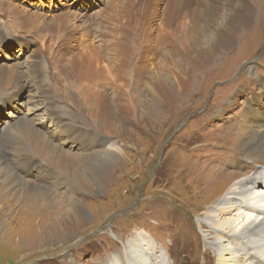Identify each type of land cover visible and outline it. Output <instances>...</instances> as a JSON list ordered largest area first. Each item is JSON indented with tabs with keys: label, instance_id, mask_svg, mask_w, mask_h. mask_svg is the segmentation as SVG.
I'll use <instances>...</instances> for the list:
<instances>
[{
	"label": "rangeland",
	"instance_id": "374dc122",
	"mask_svg": "<svg viewBox=\"0 0 264 264\" xmlns=\"http://www.w3.org/2000/svg\"><path fill=\"white\" fill-rule=\"evenodd\" d=\"M3 1L5 0H0V20L1 23L8 21L6 25H11L13 21L10 13L13 7L19 11L36 12L44 17H51L50 19L87 13L83 23L90 24L95 20L91 31L95 37L102 38L104 52L118 48L127 35L137 37L138 46L145 42L147 35H157L162 26L154 16L163 18L165 10L164 3L154 0H147L146 7L139 6L136 0ZM149 1L152 2L151 6ZM251 4L255 8H262L228 52L223 66H213L200 76L197 83L188 81V86L194 85L190 89L191 94L187 93L188 97L180 100L174 111H167L162 117L156 118L152 115V110L140 107L136 115L129 116L128 123L122 128L113 126L110 131H100L103 136L111 133L110 140L118 150L120 162L118 168L112 171L111 179L103 191L92 183L87 174L82 173L79 177L81 184L78 186L86 192L83 190L80 194H75L69 202L63 204L66 206V214L62 221L72 214L68 213L72 211L70 207H75L80 210V223L61 234L57 230L53 231L52 227L50 231L54 233L47 236L45 227L46 223L53 220L51 216L56 212L54 207L26 211V214L18 207L14 210L0 208V264H221V260L222 264L251 262L249 256L254 251L238 238L231 239V256L223 255L218 250L221 232L211 235L215 236L211 241L207 242L204 238L215 222L205 215L206 211H209L220 195L226 194L230 184L252 176L257 165L244 164L245 160L234 155L236 152L232 146L231 132L240 128L264 132V126L261 125V118L264 120V117L257 116L255 109V106H264V0H260L259 4ZM100 20L101 25L97 26ZM139 22L148 23L151 28L145 29L141 25L139 28L135 27ZM14 28H18V23L12 24L7 30L0 24V31L9 36L0 44V68L20 70L28 62L38 63L37 58H29L28 55L36 54L41 44L27 40L31 43L30 47L19 48L15 39L18 33L23 35V31L14 32ZM71 30L74 33L67 32L69 44L61 46V49L64 47L67 50V54H73L78 49L79 43L85 41L82 35L88 31ZM73 36L79 43L76 44ZM47 43L45 56L50 65L57 50L54 40L49 39ZM95 50L99 51L97 48ZM74 55L78 58L81 56ZM54 59L59 65L61 57ZM112 63L115 62L105 61L100 66L103 75H107L111 84L115 85V73H119V78L122 73L117 68L113 69ZM40 76L41 79L44 78V72ZM131 79L130 77L129 81ZM127 80L128 75L124 77L123 84L119 80L118 87L122 91L127 87ZM97 81L104 82L103 79ZM132 82L134 85V80ZM46 88L36 80L31 82L23 79L14 89L5 90L0 99L22 89L21 92L17 91L18 97L13 98L10 104L0 102V134L5 126L14 128L23 123V115L32 100L37 103L33 102V108L38 109L31 120L34 127L41 133L52 135L55 143L63 149L70 148L71 153L78 156L86 154L77 139H66L61 132L55 133L58 128L49 126L46 112L42 110L46 101L42 92ZM67 90L80 97L73 84L67 85ZM55 102L58 104L60 101ZM82 104L78 103L77 107ZM58 105L60 109H55V113L65 118L71 116L80 121L84 119L82 114L73 111L74 106ZM246 115L248 122H244ZM86 129L93 134L95 126L91 125ZM223 135L229 138L224 140ZM95 143L97 145L92 151H97L101 145L99 141ZM227 149L229 151L226 153ZM11 160L16 166L21 164L15 158ZM39 163L44 168L52 169L43 159H39ZM259 175L264 178V169H259L254 174ZM52 189L56 195L65 192L64 187ZM204 190H208L205 191L208 194ZM65 196L68 197L69 194ZM239 203L237 209L227 216L234 227L246 224L258 215L251 211L243 213L248 210H241L239 206L244 203ZM261 205L264 206V202ZM41 235L46 237L39 239ZM257 239L261 241L260 237ZM261 243L264 245V242ZM233 256L236 258H232ZM259 260L264 264V254Z\"/></svg>",
	"mask_w": 264,
	"mask_h": 264
},
{
	"label": "bare ground",
	"instance_id": "6f19581e",
	"mask_svg": "<svg viewBox=\"0 0 264 264\" xmlns=\"http://www.w3.org/2000/svg\"><path fill=\"white\" fill-rule=\"evenodd\" d=\"M11 1L13 3V0ZM146 1L136 0L139 6L143 7L147 6ZM154 1L164 3L163 18L154 16L159 20L160 27H163L161 31L155 36L147 35L145 42L139 46L136 44L137 37L127 35L124 41L119 43L118 48L108 52H104L102 38L95 37L91 31L95 20L90 24L83 23L87 13L71 14L69 17L62 15L57 19H50L51 17H44L36 12L19 11L16 7L10 9L13 16L11 25L18 23V28H14V32L23 31V35L18 33L15 39L19 48H29L31 43L27 40H33L35 44L40 43L41 47L36 54L28 55L29 58H37L38 63L28 62L20 70L0 68V95L4 94L5 90L14 89L23 79L31 82L36 80L47 86L42 92L46 98L42 107L46 112V121H49V126L58 128L55 133L61 132L66 139H77L86 152L82 156L73 154L70 148L63 149L55 143L52 135L48 136L38 131L31 121L38 111L37 107L33 108L32 100L23 115L21 125L14 128L5 126L1 130L0 208L14 210L18 207L26 214V211H41L50 206L54 207L56 212L51 216L53 220L51 223H46L45 227L47 236L49 233H54L50 231L53 228V231L57 230L61 234L81 222L80 210L75 207H70L72 211L68 213L72 212V214L67 220L62 221V218L66 214L64 210L66 206L63 204L84 190L78 186L81 184L79 177L82 173L87 174L92 183L103 191L111 179L112 171L118 168L119 154L111 143L112 135L109 133L103 136L100 131H110L113 126L122 128L128 123L129 116L136 115L140 107L152 110V115L156 118L162 117L167 111H174L176 104L187 98L189 92L191 94L190 89L194 85L188 86V81L197 83L200 76L213 66H223L228 52L243 36L262 8L260 6L255 8L251 4H259L260 0ZM3 2L6 3V0ZM149 4L151 6L152 2L149 1ZM7 22L1 23L0 20L5 30L11 26L6 25ZM100 25L101 20L97 26ZM140 25L145 29L151 28L150 24L144 22H139L135 27L139 28ZM71 29L75 32H81L83 29L88 31L82 35L85 41L82 40L81 44L75 36L72 37L79 46L73 54H67V50L63 49L64 47L61 49V46L69 44L67 42L70 38L67 32L74 33ZM7 37L9 36L0 31V44ZM49 39L54 40L57 50L53 57H61L59 65L54 58L50 65L47 64L45 54ZM94 47L99 49L97 52L106 54H98ZM74 54L81 56L78 58ZM105 61H114L112 68H117L122 73L121 79L119 73H115V85L111 84L108 76L101 72L100 65ZM130 64L132 66L128 67ZM40 72L45 74L42 79ZM126 75H128V84L122 91L118 84H120L119 80L123 84ZM130 77L132 79L129 81ZM102 79L104 81L102 83L97 81ZM71 84L77 88L80 99L67 90V85L71 86ZM18 90L21 92L22 89ZM18 90L0 99V102L10 104L13 98L18 97ZM57 100L60 101L58 104L74 106L73 111L82 114L84 119L80 121L71 116L65 118L55 113V109H60V105L55 102ZM78 103L83 104L77 107ZM255 109L257 116L264 117V106L261 108L255 106ZM247 117V115L244 117V122H248ZM261 122L264 126L262 118ZM91 125L95 126L93 134L86 129ZM231 134H233L234 152L238 154L234 155L240 156L242 161L245 160L244 164L261 166L256 165L253 175L249 178L230 184L226 194L220 195L222 197H219L209 211H206L205 215L215 222L209 227L210 232L204 238L207 242L211 241L215 237L211 235L221 232L218 237L221 241L219 245L217 244L218 250L223 255L230 256L233 255L231 239L238 238L254 251L252 256H249L251 261L249 264H262L259 258L264 254V245L261 243L264 242V206L261 205L264 202V178L254 174L257 170L264 169V132H251L240 128L232 131ZM222 138L226 140L229 137L223 135ZM97 141L101 145L97 151H92ZM228 151L227 149L226 153ZM11 158H15L21 164L14 165ZM39 159L45 160L52 169L44 168L39 163ZM60 187H64L65 192L56 195L52 188ZM65 194L69 196L66 197ZM236 196L239 197L234 198ZM239 202L244 203L239 206L241 210L243 208L248 210L243 213L248 214L251 211L258 215L248 223L234 227L227 216L232 210L237 209ZM200 227L202 228L201 225ZM43 235L39 236V239L46 237ZM257 237H260L261 241ZM222 262L223 260L221 264Z\"/></svg>",
	"mask_w": 264,
	"mask_h": 264
}]
</instances>
